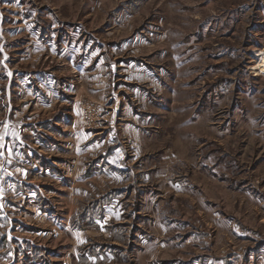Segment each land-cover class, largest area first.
<instances>
[{"label": "rangeland", "instance_id": "obj_1", "mask_svg": "<svg viewBox=\"0 0 264 264\" xmlns=\"http://www.w3.org/2000/svg\"><path fill=\"white\" fill-rule=\"evenodd\" d=\"M264 0H0V264H264Z\"/></svg>", "mask_w": 264, "mask_h": 264}, {"label": "bare ground", "instance_id": "obj_2", "mask_svg": "<svg viewBox=\"0 0 264 264\" xmlns=\"http://www.w3.org/2000/svg\"><path fill=\"white\" fill-rule=\"evenodd\" d=\"M259 57H260V63H259V67L264 70V53L260 54V52H258Z\"/></svg>", "mask_w": 264, "mask_h": 264}]
</instances>
